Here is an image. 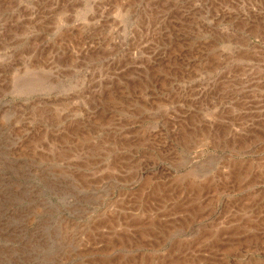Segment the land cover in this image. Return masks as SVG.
<instances>
[{
    "label": "rangeland",
    "instance_id": "obj_1",
    "mask_svg": "<svg viewBox=\"0 0 264 264\" xmlns=\"http://www.w3.org/2000/svg\"><path fill=\"white\" fill-rule=\"evenodd\" d=\"M0 264H264V0H0Z\"/></svg>",
    "mask_w": 264,
    "mask_h": 264
}]
</instances>
